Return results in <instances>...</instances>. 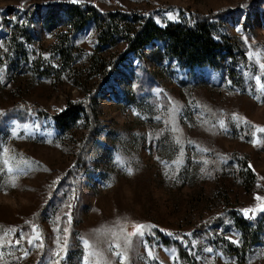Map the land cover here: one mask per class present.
Returning <instances> with one entry per match:
<instances>
[{"label":"rangeland","instance_id":"obj_1","mask_svg":"<svg viewBox=\"0 0 264 264\" xmlns=\"http://www.w3.org/2000/svg\"><path fill=\"white\" fill-rule=\"evenodd\" d=\"M59 3L209 18L234 52L192 63L154 39L102 74L134 22L98 48ZM262 64L264 0H0V264H264ZM70 102L93 116L63 129Z\"/></svg>","mask_w":264,"mask_h":264},{"label":"trees","instance_id":"obj_2","mask_svg":"<svg viewBox=\"0 0 264 264\" xmlns=\"http://www.w3.org/2000/svg\"><path fill=\"white\" fill-rule=\"evenodd\" d=\"M60 6L66 7L70 17V24L74 29H80L85 26L90 20H96L99 29V44L98 48L104 45H113L116 42L114 38L122 32V19H128L129 23L132 20L134 23L128 31V47L123 54H120L115 61L102 59L100 63L101 73L114 70L118 63L127 59L129 52L136 51L145 44H148L154 39L167 38L170 40V51L177 52L179 56L192 63H203L210 59H214L218 51L228 48L229 53L233 54L234 48L229 45V42L215 39L213 35V22L209 18L198 17L196 19H186L184 23L175 22L167 27H161L155 21L140 17L138 15H123L120 16L117 12H100L95 6L90 4H74V3H59ZM196 20V21H195ZM128 25V24H127ZM225 43V44H224ZM96 64V63H94ZM37 112L44 113L39 108ZM84 114L91 120L93 110L91 104L84 103H68L67 107L60 113L53 114L59 126L63 129L70 128L72 123ZM89 124V129L92 127V121ZM252 219H238V224L243 230L246 240L250 237ZM257 225H261L258 223ZM238 252V251H236Z\"/></svg>","mask_w":264,"mask_h":264},{"label":"snow or ice","instance_id":"obj_3","mask_svg":"<svg viewBox=\"0 0 264 264\" xmlns=\"http://www.w3.org/2000/svg\"><path fill=\"white\" fill-rule=\"evenodd\" d=\"M73 2H77V0H73ZM168 15H169L170 19L173 18L171 13H169ZM251 55H252V53H249V56H251ZM261 67H264V64H262ZM221 124H223V121H221ZM257 130L260 131V132H264V128H258ZM253 135H255V133H253ZM253 143H255V141H253ZM5 164L7 165L8 161H5ZM8 171L9 172L12 171L11 167L8 168ZM129 172H131V169H129ZM257 199H261V197H257ZM258 208H259V210L264 211V204L259 205ZM241 211L245 214L246 217H248L249 213L254 215L256 209H242ZM143 228H144V225L135 224L134 225L135 232L132 233V234H139V235L143 236V234H144L143 231H142ZM64 231L67 232V229H65ZM132 234H129V235H132ZM16 243H19V240H17ZM29 243H31V240H29ZM88 243L89 242L87 240L84 241V244H85L86 247L88 246ZM117 247H119V245H117ZM208 251H211V249H208ZM24 254L27 255L26 252ZM93 254L95 255V253H93ZM116 255L119 256L120 259H121V262H123V260L125 259L124 254L121 253V252H117ZM149 255H151V253H149Z\"/></svg>","mask_w":264,"mask_h":264}]
</instances>
